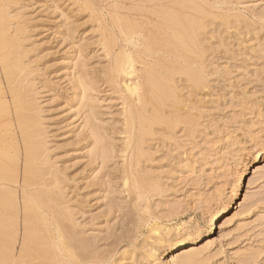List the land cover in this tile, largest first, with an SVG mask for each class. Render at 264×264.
<instances>
[{
  "label": "rangeland",
  "instance_id": "374dc122",
  "mask_svg": "<svg viewBox=\"0 0 264 264\" xmlns=\"http://www.w3.org/2000/svg\"><path fill=\"white\" fill-rule=\"evenodd\" d=\"M17 1L16 12L26 28L30 83L50 163L64 173V182L72 186L69 191L79 195L72 199L82 200L85 214L78 215V221L89 227L84 232L106 245L114 240L115 229L131 217L133 243L121 242L122 251L141 246L154 223L169 228L183 222L182 232L190 234L205 229V219L215 210L219 195L230 199L242 165L264 145V0H204L222 16L204 42L210 44V51L205 46L206 63L214 66L208 65L209 86L201 91L190 87L188 97L190 85L178 83L180 94L199 107L192 112L198 130L186 136L185 126L179 125L172 137L167 133L165 138H169L151 142V159L142 164L141 173L160 177L163 187L138 202L134 211L133 197L122 181L126 161L118 153L124 137L122 100L104 75L107 60L100 47L99 24L86 7L82 9L90 1L99 10L102 0ZM227 18L232 23L226 27L222 20ZM80 73L87 75L92 88L76 84ZM83 98L92 102L94 124L116 151L104 167L90 153L94 144L87 108L81 107ZM257 166L259 174H247L245 179L242 196L246 195V202L242 197L243 206L219 221L213 244L204 250L200 264H264V161ZM136 256L116 258V263L145 264Z\"/></svg>",
  "mask_w": 264,
  "mask_h": 264
},
{
  "label": "bare ground",
  "instance_id": "6f19581e",
  "mask_svg": "<svg viewBox=\"0 0 264 264\" xmlns=\"http://www.w3.org/2000/svg\"><path fill=\"white\" fill-rule=\"evenodd\" d=\"M17 3L0 0V264H120L116 258L133 259L134 253L145 264H200L204 250L213 244L219 221L243 206L242 197L243 202L247 199L242 196L245 179L247 174L261 170L257 165L264 161V145L242 165L230 199L225 201L219 195L215 210L205 219V229L190 234L182 232L183 222L169 228L154 223L149 227L150 237L141 246L120 251L121 242L127 241V246L133 243L135 224L130 217L126 225L111 231L112 242L101 245V239L87 235L84 231L89 227L86 229L78 221V215L85 214L83 203L72 197L79 195L69 191L72 186L64 182V173L50 163L30 83L29 51L24 45L26 28L16 12ZM102 3L98 10L87 1L82 9L86 7L99 24L100 47L107 60L104 75L122 100L124 137L118 153L126 161L122 181L125 191L133 197L134 211L138 202L163 187L160 177L141 173L142 164L151 159V142L163 140L167 133L174 134L179 125L185 126L186 136L198 130L195 131L198 121L192 112L199 107L196 109V101H192L194 106L190 104L188 97L191 88L201 91L209 86L207 70L212 62L206 63L209 59L205 46L210 51V44L204 42L210 27L222 16L204 0ZM222 21L226 27L232 23L230 18ZM180 81L191 87L189 90L186 86L189 101L179 92ZM76 84L93 86L85 73H80ZM82 89L85 95L86 89ZM81 107L87 108V125L94 144L90 153L100 158L104 167L116 151L94 124L92 102L83 98Z\"/></svg>",
  "mask_w": 264,
  "mask_h": 264
}]
</instances>
